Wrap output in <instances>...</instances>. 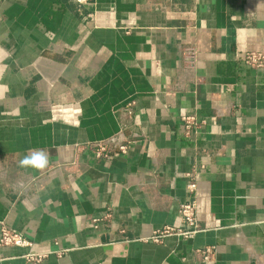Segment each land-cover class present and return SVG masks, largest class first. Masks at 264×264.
<instances>
[{
	"label": "crops",
	"instance_id": "0c3cea01",
	"mask_svg": "<svg viewBox=\"0 0 264 264\" xmlns=\"http://www.w3.org/2000/svg\"><path fill=\"white\" fill-rule=\"evenodd\" d=\"M246 51L264 54V0H0V236L52 252L0 245V264H264V67ZM121 133L126 153L88 147ZM39 149L47 169L19 167ZM194 198L193 238L144 240Z\"/></svg>",
	"mask_w": 264,
	"mask_h": 264
},
{
	"label": "built area",
	"instance_id": "2783aa9c",
	"mask_svg": "<svg viewBox=\"0 0 264 264\" xmlns=\"http://www.w3.org/2000/svg\"><path fill=\"white\" fill-rule=\"evenodd\" d=\"M78 6L82 7L92 0H74ZM243 62L251 67H264V54L256 51H246L243 53ZM135 100L127 102L124 106L117 109L120 113V121L123 129L129 128L135 112ZM181 120L185 127V134L190 136L198 126V121L194 115H183ZM130 140L123 133L113 136L107 140L91 142L88 147L97 158H109L116 153H126L130 147ZM188 177L187 189L196 194L198 189V181L196 179L197 173L191 171L186 174ZM180 216V224L178 226H164L160 229L154 230L150 236L144 238L146 241L160 243L166 236H176L179 240H188L193 238L199 231L202 230L198 218V203L196 198L182 202L178 209ZM112 216V208L109 207L107 212L101 218H93L95 226L101 220L109 219ZM1 246H12L23 250L22 257L31 263H40L48 257L52 252H37L34 250V242L27 238L23 232L15 231L6 224H1ZM59 252L58 255H62ZM196 258L203 262H212L216 258L217 246L207 245L202 248L194 250Z\"/></svg>",
	"mask_w": 264,
	"mask_h": 264
},
{
	"label": "clouds",
	"instance_id": "9594fccd",
	"mask_svg": "<svg viewBox=\"0 0 264 264\" xmlns=\"http://www.w3.org/2000/svg\"><path fill=\"white\" fill-rule=\"evenodd\" d=\"M50 161L48 154L42 150H31L28 154L19 160V167L31 168L38 171H43L49 167Z\"/></svg>",
	"mask_w": 264,
	"mask_h": 264
}]
</instances>
